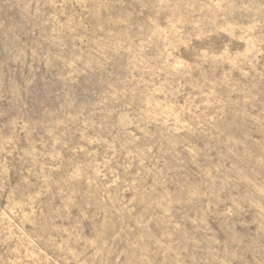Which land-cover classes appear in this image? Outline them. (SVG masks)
Segmentation results:
<instances>
[{
	"label": "rangeland",
	"instance_id": "obj_1",
	"mask_svg": "<svg viewBox=\"0 0 264 264\" xmlns=\"http://www.w3.org/2000/svg\"><path fill=\"white\" fill-rule=\"evenodd\" d=\"M0 264H264V0H0Z\"/></svg>",
	"mask_w": 264,
	"mask_h": 264
}]
</instances>
